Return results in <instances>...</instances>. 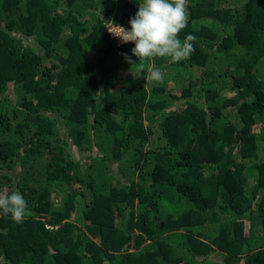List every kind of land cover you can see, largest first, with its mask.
Segmentation results:
<instances>
[{
    "label": "trees",
    "instance_id": "16d2710c",
    "mask_svg": "<svg viewBox=\"0 0 264 264\" xmlns=\"http://www.w3.org/2000/svg\"><path fill=\"white\" fill-rule=\"evenodd\" d=\"M140 3L0 0V264H264V0H187L162 82Z\"/></svg>",
    "mask_w": 264,
    "mask_h": 264
},
{
    "label": "clouds",
    "instance_id": "9594fccd",
    "mask_svg": "<svg viewBox=\"0 0 264 264\" xmlns=\"http://www.w3.org/2000/svg\"><path fill=\"white\" fill-rule=\"evenodd\" d=\"M186 2L187 0H143V3L138 4L135 15L129 18V29L114 22L105 25L108 32L121 43H134L131 53L138 60L133 62L127 54H123L134 77L139 78L142 70H146L144 79L147 82H162L163 73L159 68L148 69L145 63L147 58L169 57L175 63L187 60L194 52L197 37L188 34L181 40L178 36L186 27ZM0 215H10L19 224L31 212L23 195L13 191L11 194H0Z\"/></svg>",
    "mask_w": 264,
    "mask_h": 264
},
{
    "label": "rangeland",
    "instance_id": "374dc122",
    "mask_svg": "<svg viewBox=\"0 0 264 264\" xmlns=\"http://www.w3.org/2000/svg\"><path fill=\"white\" fill-rule=\"evenodd\" d=\"M171 85H173V86H174V85H175V82H174V83H172Z\"/></svg>",
    "mask_w": 264,
    "mask_h": 264
},
{
    "label": "built area",
    "instance_id": "2783aa9c",
    "mask_svg": "<svg viewBox=\"0 0 264 264\" xmlns=\"http://www.w3.org/2000/svg\"><path fill=\"white\" fill-rule=\"evenodd\" d=\"M118 39V38H117ZM119 42H121L119 39H118Z\"/></svg>",
    "mask_w": 264,
    "mask_h": 264
}]
</instances>
